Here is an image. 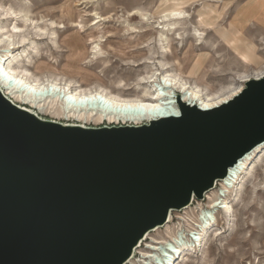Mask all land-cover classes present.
<instances>
[{"label":"water","instance_id":"obj_1","mask_svg":"<svg viewBox=\"0 0 264 264\" xmlns=\"http://www.w3.org/2000/svg\"><path fill=\"white\" fill-rule=\"evenodd\" d=\"M264 75L141 124L42 118L0 90V264H126L264 141Z\"/></svg>","mask_w":264,"mask_h":264},{"label":"rangeland","instance_id":"obj_2","mask_svg":"<svg viewBox=\"0 0 264 264\" xmlns=\"http://www.w3.org/2000/svg\"><path fill=\"white\" fill-rule=\"evenodd\" d=\"M180 9L176 22L163 17ZM0 41V57L9 49L8 63L61 87L134 99L166 79L228 92L264 71V0H0ZM245 51L252 54L248 64ZM237 191L238 202L232 197L227 204L230 217L215 211L219 235L207 232L176 264H264V182L255 190L244 181ZM184 208L171 211L169 233L158 226L149 239L168 238L178 227L194 232L198 211Z\"/></svg>","mask_w":264,"mask_h":264},{"label":"bare ground","instance_id":"obj_3","mask_svg":"<svg viewBox=\"0 0 264 264\" xmlns=\"http://www.w3.org/2000/svg\"><path fill=\"white\" fill-rule=\"evenodd\" d=\"M181 13V9L173 10L165 13L163 17L176 22L182 18ZM9 44L12 48L20 46L19 43ZM10 55L11 51L8 49L4 54L5 57H0V90L2 93L13 103L39 117L41 114H48L52 118L60 117L65 120L80 121V123L67 122L66 124L85 126V123L90 120L96 122L106 120L108 123L117 124H141L160 115L175 113L177 111L176 97L202 108H210L228 100L242 87L239 85L228 92L224 89V92L211 93L207 90L205 92L199 85L192 86L187 81L175 85L162 79L163 83L161 81L160 87L151 89L152 91L142 98H120L108 96L100 90L66 88L54 81L42 80L38 76H32L25 65L8 63L7 59ZM242 57L246 61H253L250 52L245 51ZM196 66L199 69L202 63L197 61ZM262 75L264 71L252 76L258 78ZM247 79L245 77L242 81ZM258 165L260 166L259 174L255 170ZM248 180L255 190L261 182H264V141L255 145L233 166L229 167L227 175L218 180L214 188L207 191L202 199L192 200L184 208L188 213L198 211L195 224V230L198 232L191 235L189 232L186 233L182 227H178L169 234L168 238H151V240L147 233L126 264H176L184 253L195 252L207 232L212 230L213 234L218 233V228L215 227V211L219 210L227 218L230 217L227 204L232 197V200L238 202L237 187ZM205 203L206 206L203 205ZM170 223L171 212L163 226L167 233L171 230H168ZM147 239L150 241L144 243ZM142 245L144 248L139 250Z\"/></svg>","mask_w":264,"mask_h":264},{"label":"snow or ice","instance_id":"obj_4","mask_svg":"<svg viewBox=\"0 0 264 264\" xmlns=\"http://www.w3.org/2000/svg\"><path fill=\"white\" fill-rule=\"evenodd\" d=\"M61 27H63V25H61ZM261 55H264V51L261 52ZM250 61H246V63H248ZM262 83H264V81H262ZM262 215H264V212L261 213ZM219 235V233H218ZM261 236L264 237V224H262V230H261Z\"/></svg>","mask_w":264,"mask_h":264},{"label":"built area","instance_id":"obj_5","mask_svg":"<svg viewBox=\"0 0 264 264\" xmlns=\"http://www.w3.org/2000/svg\"><path fill=\"white\" fill-rule=\"evenodd\" d=\"M194 232H198L197 230H195ZM193 231H189V234H193L194 233Z\"/></svg>","mask_w":264,"mask_h":264}]
</instances>
